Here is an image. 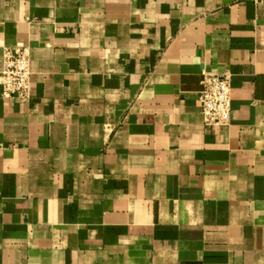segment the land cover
<instances>
[{
    "label": "crops",
    "instance_id": "crops-1",
    "mask_svg": "<svg viewBox=\"0 0 264 264\" xmlns=\"http://www.w3.org/2000/svg\"><path fill=\"white\" fill-rule=\"evenodd\" d=\"M0 264H264V0H0Z\"/></svg>",
    "mask_w": 264,
    "mask_h": 264
},
{
    "label": "built area",
    "instance_id": "built-area-1",
    "mask_svg": "<svg viewBox=\"0 0 264 264\" xmlns=\"http://www.w3.org/2000/svg\"><path fill=\"white\" fill-rule=\"evenodd\" d=\"M30 53L27 48L6 50L3 70V96L7 99H28L31 90ZM205 124L228 126L232 121V76L229 73H204L198 96Z\"/></svg>",
    "mask_w": 264,
    "mask_h": 264
}]
</instances>
